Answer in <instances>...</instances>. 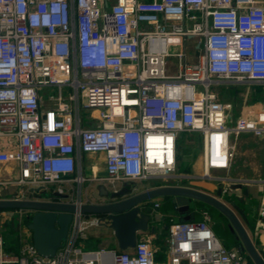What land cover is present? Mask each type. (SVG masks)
I'll return each instance as SVG.
<instances>
[{"label":"built area","instance_id":"built-area-1","mask_svg":"<svg viewBox=\"0 0 264 264\" xmlns=\"http://www.w3.org/2000/svg\"><path fill=\"white\" fill-rule=\"evenodd\" d=\"M224 82L264 89V0H0V161L19 166L27 191L16 198L55 186L46 198L65 200L77 182L66 200L79 205L85 182L116 191L165 178L183 132L202 136L206 177L230 168L233 137L264 139V105L229 125L233 104L212 91ZM86 153L105 154L106 175L84 172ZM203 216L172 222L159 260L147 237L131 249L84 248L102 219L78 209L52 257L25 238L8 252L0 233V264H248Z\"/></svg>","mask_w":264,"mask_h":264},{"label":"water","instance_id":"water-1","mask_svg":"<svg viewBox=\"0 0 264 264\" xmlns=\"http://www.w3.org/2000/svg\"><path fill=\"white\" fill-rule=\"evenodd\" d=\"M100 175H106L101 172ZM98 196L102 200L91 199L78 203L65 200H50L42 196L36 198H1L0 209L5 210L14 223L25 215L27 226L32 232V241L38 253L52 257L67 239L74 213L79 209L83 213L101 216V225L112 229L117 239V247L128 249L135 247L138 240H146L139 232H146L152 220V207L149 201L157 197H169L180 216V221H192L193 201L210 205L228 219V228L236 240L237 248L246 254L253 264H264V256L254 243L246 226L228 202L221 197L184 185H161L139 192L131 187H121L114 191L101 184ZM102 196L108 197L103 199Z\"/></svg>","mask_w":264,"mask_h":264},{"label":"crops","instance_id":"crops-1","mask_svg":"<svg viewBox=\"0 0 264 264\" xmlns=\"http://www.w3.org/2000/svg\"><path fill=\"white\" fill-rule=\"evenodd\" d=\"M250 104H252V106L256 108L257 106H259L255 103ZM248 106L249 104H245L241 107V114L245 112ZM233 122H235V120H233ZM232 141L235 146V155L232 159L230 168L219 169L214 173V175H212V177H206L205 173H196V177L200 179L196 183L193 182L194 184L192 185H186L177 181L178 177H180L181 175L179 176L178 173H175V171L172 175L167 176L165 178L143 180L139 183H137V181L130 182L136 183L135 185L133 184L131 187L135 189V192H139L145 189L161 185H184L221 197L224 201L228 202L229 205L233 207L243 224L246 226L254 243L256 244L260 252L263 253L264 256V218L262 219V216L260 215V210L264 207V184L258 181V179L264 178V139L262 137L256 136L252 132H243L240 133L238 137H233ZM84 160V172L86 174H92L93 172L101 174V172H105V168L102 167L105 162L104 153H86L84 155ZM19 175L20 170L16 162L0 161V199L16 198L19 197L22 192L27 191V188L25 186L17 182ZM87 185H92L94 187L96 197L90 198L87 195L86 198H84L83 200H102L101 198L97 197L99 192L98 188L101 184L99 182H93L88 183ZM81 188L83 192V186H81ZM225 188L226 190H224ZM66 189V194H68L70 197L77 198L80 185L77 182H72L70 184H66ZM49 191L50 189L46 192L42 191V194L44 196L42 197L46 198L47 192ZM166 199H169V197H157L149 201L148 205L152 207V212L150 213L152 220L150 221L149 229L146 232H139V236H146L147 238L153 239L154 235L158 231L156 225H160L161 221L165 222L168 219V214L164 213L161 209V206L164 204ZM157 203L158 206H156ZM198 204L199 203H197V201H193L191 204V210L193 213L192 221H200L204 219L203 212L199 210ZM175 214L178 221H180V216L176 210ZM209 215L210 225L213 228L212 216L210 213ZM170 222L172 223L173 221ZM2 226H9L15 230H20L21 232H23V235L26 231L25 235L28 236L29 241H32V232L26 224L25 215L22 216L20 222L15 224L13 218L9 217L6 211L3 210L0 213L1 229ZM22 226L24 228H22ZM98 233L100 234V232ZM90 235L92 234L88 233V237ZM100 238V235H95L94 240L98 241V246L95 245L93 249H97L99 247L109 248V246L112 244L111 241H101ZM20 242H22V240H20ZM156 246L158 245L156 244ZM4 247L6 250L15 251L11 249V244L8 245V241L6 240L5 236ZM232 248H235V246ZM159 257V260L163 259L160 254Z\"/></svg>","mask_w":264,"mask_h":264},{"label":"rangeland","instance_id":"rangeland-1","mask_svg":"<svg viewBox=\"0 0 264 264\" xmlns=\"http://www.w3.org/2000/svg\"><path fill=\"white\" fill-rule=\"evenodd\" d=\"M191 44V41H190ZM192 45V44H191ZM190 50V49H189ZM177 60L176 58L171 59V67H169L170 71L173 72L175 69V64ZM232 84V85H231ZM212 91H215L222 100L232 103L234 109L230 111L231 117L228 121L229 125H234L233 120H236L241 115V107L245 104H250V103H255L256 105H259L257 107H262L264 105V89H258L256 88L255 84H250V83H233V82H224L223 84H218V85H213L212 86ZM51 93L55 94L57 93V89H54L51 91ZM81 115L83 119H86L89 116V112L82 110ZM180 145H181V151L182 148H188L190 149L189 154H181V159L178 160V165L176 169V174L180 177H178L177 181L182 184L186 185H192L194 184L193 182H197L199 179L196 177L197 174H203L205 172L204 170V153H203V138L199 133L196 132H190L186 133L183 132L181 134V139H180ZM86 160V158H85ZM84 160V161H85ZM201 163V164H200ZM189 165V166H187ZM103 168H106V163L102 165ZM219 170V169H211L210 173L211 175H214V173ZM199 176V175H198ZM155 179V178H152ZM151 180V179H149ZM202 180V179H201ZM136 182V181H135ZM140 181H137L139 183ZM88 182L83 184V199L86 198L88 195L90 198L96 197L94 187L92 185H87ZM131 185H135L136 183H130ZM170 222V219H167L165 222H160V225H156L158 228V231L153 237V244L154 245H165L164 242L167 239L168 236V224ZM22 228H24L22 226ZM100 232V234L98 233ZM88 233L92 234L88 237V239L83 241V247L84 248H94V246H98V241L94 240L95 235H100L101 236V241L105 240H110L111 245L109 248H116L117 247V239L111 229L107 228L104 225H99L92 227L89 229ZM26 234V231L24 232V235ZM23 232L20 230H15L14 236L21 240V239H26L29 241V238L27 235L24 236ZM7 237L11 236L9 233L6 235ZM95 243V244H94ZM10 243L8 242V245ZM92 244V245H91ZM94 244V245H93ZM165 246L163 250H159L157 254L159 253L162 258L166 257V254L164 252ZM8 252H14L7 250Z\"/></svg>","mask_w":264,"mask_h":264},{"label":"trees","instance_id":"trees-1","mask_svg":"<svg viewBox=\"0 0 264 264\" xmlns=\"http://www.w3.org/2000/svg\"><path fill=\"white\" fill-rule=\"evenodd\" d=\"M232 85V84H231ZM256 88L258 89H263V87L261 85H258L256 84ZM181 145H179V153H178V159H181V154L185 153V154H189L190 153V149L189 147L187 148H182V151H181ZM189 166V165H187ZM55 186H51L49 189L51 192L53 189H54ZM47 192V194L49 193ZM55 199L58 198V196H55L54 197ZM197 203H199L198 207H199V210L201 212L203 211H209V213L211 214L212 216V220H213V228H214V231L221 237V239L223 240L224 244L226 247L228 248H232V247H236L237 246V243H238V240H236V238L234 237V235H232V233L230 232V229L228 228V219L223 215L221 214L220 212H218L216 209H214L213 207H211L210 205H207L203 202H199L197 201ZM161 209L163 210L164 213H167L168 214V219H170V221H173V222H177L178 219L176 218V214H175V208H174V205L171 201V198L169 199H166V201L164 202V204L161 206ZM3 210L0 209V213L2 212ZM25 221H26V224L28 222V220L26 219L25 217ZM168 224V227L169 225L171 224V222L167 223ZM0 233H2L4 236L8 235V233L11 235L9 237L5 236L6 240L11 244V249L12 250H15L14 252L16 251H19L21 245H22V242H20L19 239H17L14 234H15V229H13L12 227H9V226H2V229L0 228ZM165 244V242H164ZM161 249L164 248V245H160ZM262 253V252H261ZM263 255V253H262ZM157 258L160 259L159 257V253L157 254ZM247 258L249 259V257L247 256ZM248 264H253L252 261L249 259V262Z\"/></svg>","mask_w":264,"mask_h":264},{"label":"flooded vegetation","instance_id":"flooded-vegetation-1","mask_svg":"<svg viewBox=\"0 0 264 264\" xmlns=\"http://www.w3.org/2000/svg\"><path fill=\"white\" fill-rule=\"evenodd\" d=\"M122 185H123L122 187H124V186L131 187V186H132V185L130 184V182L123 183ZM106 187L110 190V187H108V186H106ZM102 198L108 200V199H107L108 197L102 196ZM246 256H247V255H246ZM247 261L249 262V259H248V258H247Z\"/></svg>","mask_w":264,"mask_h":264}]
</instances>
